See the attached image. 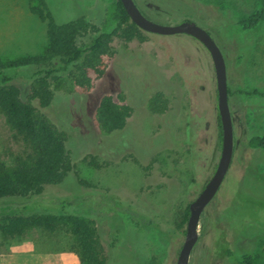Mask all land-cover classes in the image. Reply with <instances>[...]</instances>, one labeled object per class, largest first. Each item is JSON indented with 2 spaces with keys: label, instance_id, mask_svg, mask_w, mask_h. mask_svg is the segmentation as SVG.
<instances>
[{
  "label": "rangeland",
  "instance_id": "1",
  "mask_svg": "<svg viewBox=\"0 0 264 264\" xmlns=\"http://www.w3.org/2000/svg\"><path fill=\"white\" fill-rule=\"evenodd\" d=\"M134 2L156 23L191 20L203 27L225 60L232 156L221 185L200 215L188 264H237L235 258L242 253L252 255V264H264V152L248 146L251 136L264 134V17L245 30L235 24L264 0ZM36 6L45 16L33 11ZM47 12L58 23L83 17L97 32L111 31L118 21L117 0H0V62L23 98L43 66L12 64L43 52L48 44ZM97 32L78 37V46H88ZM139 33L130 40L113 38L104 72L92 75L88 91L74 84L72 65L54 59L52 102L40 111L68 135L73 167L59 183L45 186L38 201L55 206L71 202V212L82 198L91 201L93 186L111 190L118 199L130 198L149 207L146 210L162 222L147 226L129 213L110 215V231L102 243L106 264H175L185 235L184 206L209 180L220 156L215 72L208 50L196 38L142 29ZM106 94L132 108L124 127L111 133L100 129L95 116ZM30 153L0 110V168L10 173L15 162ZM39 227L26 225L22 234ZM51 232L59 234L55 247L71 248L78 256L75 238L65 225Z\"/></svg>",
  "mask_w": 264,
  "mask_h": 264
},
{
  "label": "trees",
  "instance_id": "2",
  "mask_svg": "<svg viewBox=\"0 0 264 264\" xmlns=\"http://www.w3.org/2000/svg\"><path fill=\"white\" fill-rule=\"evenodd\" d=\"M117 8L118 21L109 32H97V26L83 17L58 23L47 12L48 44L43 52L12 64L13 67L43 66L34 73L24 98L7 66L0 62V110L31 150L26 159L15 162L10 173L0 168V232L13 236L26 225L40 226L49 231H54L59 224L65 225L77 243L80 264H106L102 245L110 231L106 221L116 211L129 213L134 220L147 226H159L162 222L146 210L149 207L142 208L130 198H115L111 190L96 186L90 192L93 193L91 201L82 198L76 211L68 212L74 205L71 202L55 206L49 203L40 205L38 201L45 186L59 183L73 167L67 151L68 135L44 114L52 102L50 78L56 71L51 67L53 61L60 59L65 67L72 65L74 84L90 90L92 75L99 77L104 72V58L112 53L113 38L130 40L140 34V28L130 20L120 0H117ZM33 11L40 17L44 15L39 6L33 7ZM263 17L264 2L249 15L236 19L235 24L238 29L245 30L254 27ZM90 32H97L91 43L85 48L79 47L78 37ZM40 110L45 111L42 113ZM131 110L128 104L115 102L111 95H103L96 108V122L104 133H111L124 127ZM248 146L264 152V134L251 136ZM188 205L186 203L183 210L184 223L189 215ZM223 252L233 256L229 248H224ZM235 259L237 264H252L253 261L248 253H242Z\"/></svg>",
  "mask_w": 264,
  "mask_h": 264
},
{
  "label": "water",
  "instance_id": "3",
  "mask_svg": "<svg viewBox=\"0 0 264 264\" xmlns=\"http://www.w3.org/2000/svg\"><path fill=\"white\" fill-rule=\"evenodd\" d=\"M130 20L140 29L157 34L171 35L184 33L200 41L208 50L214 66L217 109L221 125V151L215 170L197 196L189 203L184 241L178 252L175 264H188L189 255L198 236L199 218L206 205L215 196L228 170L233 145V130L228 105L226 65L223 54L206 29L191 20L176 24H159L147 17L137 7L134 0H120Z\"/></svg>",
  "mask_w": 264,
  "mask_h": 264
},
{
  "label": "crops",
  "instance_id": "4",
  "mask_svg": "<svg viewBox=\"0 0 264 264\" xmlns=\"http://www.w3.org/2000/svg\"><path fill=\"white\" fill-rule=\"evenodd\" d=\"M57 236L40 227L13 236L0 232V264H80L71 248L55 247ZM70 238L67 234V239Z\"/></svg>",
  "mask_w": 264,
  "mask_h": 264
},
{
  "label": "flooded vegetation",
  "instance_id": "5",
  "mask_svg": "<svg viewBox=\"0 0 264 264\" xmlns=\"http://www.w3.org/2000/svg\"><path fill=\"white\" fill-rule=\"evenodd\" d=\"M204 187V186H203Z\"/></svg>",
  "mask_w": 264,
  "mask_h": 264
}]
</instances>
